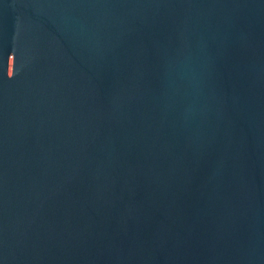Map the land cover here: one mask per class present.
<instances>
[{"label": "water", "instance_id": "obj_1", "mask_svg": "<svg viewBox=\"0 0 264 264\" xmlns=\"http://www.w3.org/2000/svg\"><path fill=\"white\" fill-rule=\"evenodd\" d=\"M0 264H264V0H0Z\"/></svg>", "mask_w": 264, "mask_h": 264}]
</instances>
